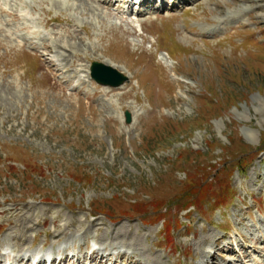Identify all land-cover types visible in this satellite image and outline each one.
I'll return each instance as SVG.
<instances>
[{
  "label": "rangeland",
  "instance_id": "obj_1",
  "mask_svg": "<svg viewBox=\"0 0 264 264\" xmlns=\"http://www.w3.org/2000/svg\"><path fill=\"white\" fill-rule=\"evenodd\" d=\"M97 2L0 0V253L264 264V0Z\"/></svg>",
  "mask_w": 264,
  "mask_h": 264
},
{
  "label": "bare ground",
  "instance_id": "obj_2",
  "mask_svg": "<svg viewBox=\"0 0 264 264\" xmlns=\"http://www.w3.org/2000/svg\"><path fill=\"white\" fill-rule=\"evenodd\" d=\"M181 1H185V0H181ZM209 1V0H208ZM94 3H96L95 1H93ZM99 2V3H98ZM98 2H97V4L100 6V7H102V5H107V3H105V2H101L100 0H98ZM147 2H149V4H153V0H147L146 1V3H144V6L147 4ZM103 8V7H102ZM0 14H1V12H0ZM11 15H12V17L14 18V19H16V20H19V16L16 14V13H14V12H12L11 13ZM59 21V20H58ZM70 22V21H69ZM68 23V22H67ZM50 26V21L49 22H46L45 23V27L47 28V27H49ZM67 26V25H66ZM23 29H25L27 32H31V29L29 28V27H27V26H24L23 27ZM64 30L62 31L64 34H67L68 35V33L70 34V36L68 37V38H72L73 39V36L74 35H78V34H76L75 32H72L71 30H69V29H67V28H63ZM33 34H35V33H33ZM60 36V33L59 32H54L53 33V37H54V43H56L55 42V39H57L58 37ZM72 36V37H71ZM80 38V37H79ZM79 41H81L82 39L80 38V39H78ZM23 44H25V45H27V46H30V48L32 49V50H34L35 51V53L36 54H39V55H41V57H48L50 54H52L53 52H54V50H53V47L49 44V43H45L44 44V46H43V48H40V47H37V46H34V44H32V43H29V42H23ZM65 51H67V49H64ZM47 59V58H46ZM66 60V59H65ZM44 62V64H45V67H47V72H49V73H55V72H59V70L57 69V65L55 64V62L53 61V60H44L43 61ZM52 73V74H53ZM119 244H117V243H111V245L110 246H112V247H115V246H118ZM122 247H123V245H122ZM248 250V249H247ZM233 252V251H232ZM95 254V253H94ZM106 255H103L102 256V260H101V263L100 264H110L109 262H108V260H104V259H106L107 258V256L105 257ZM109 256V255H108ZM119 258L121 259V261L124 263V264H141L140 263V261L139 260H137L136 259V257L134 256V255H127V254H125V253H122L121 255H119ZM24 258H22V259H20L19 260V263H21V262H24ZM120 261V262H121ZM25 264H28V260H26L25 261ZM111 264H114V263H111Z\"/></svg>",
  "mask_w": 264,
  "mask_h": 264
},
{
  "label": "water",
  "instance_id": "obj_3",
  "mask_svg": "<svg viewBox=\"0 0 264 264\" xmlns=\"http://www.w3.org/2000/svg\"><path fill=\"white\" fill-rule=\"evenodd\" d=\"M92 78L103 86L119 87L128 81V77L115 68L99 62H93L91 66ZM127 123H131L130 113H126Z\"/></svg>",
  "mask_w": 264,
  "mask_h": 264
}]
</instances>
